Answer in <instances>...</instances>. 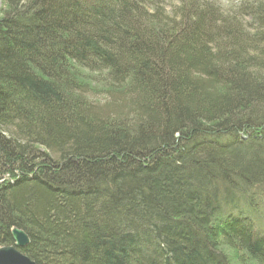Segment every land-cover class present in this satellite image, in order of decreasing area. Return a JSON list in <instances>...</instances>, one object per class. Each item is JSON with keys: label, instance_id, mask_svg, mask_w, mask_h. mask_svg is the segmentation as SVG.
Segmentation results:
<instances>
[{"label": "trees", "instance_id": "obj_1", "mask_svg": "<svg viewBox=\"0 0 264 264\" xmlns=\"http://www.w3.org/2000/svg\"><path fill=\"white\" fill-rule=\"evenodd\" d=\"M154 1L0 0V246L264 264V0Z\"/></svg>", "mask_w": 264, "mask_h": 264}, {"label": "rangeland", "instance_id": "obj_2", "mask_svg": "<svg viewBox=\"0 0 264 264\" xmlns=\"http://www.w3.org/2000/svg\"><path fill=\"white\" fill-rule=\"evenodd\" d=\"M159 1H162L163 4H166L169 7L171 4L177 2V0H159ZM215 1L221 4V6H223L225 10H229L230 8L236 9L241 2V0H215ZM244 20L249 22L250 18L246 17L244 18ZM72 70L74 76L87 86V90L89 91V96L91 98H99L100 101H104L106 94H103L105 92V88H104L105 82H103L104 79L102 77L103 73L100 74L98 72L87 71L86 69L81 68L80 66H76L74 63L72 64ZM228 254L231 259L232 257L235 258L232 259L233 262L231 264H248V263H240L238 261L239 260L238 257L235 255L234 252Z\"/></svg>", "mask_w": 264, "mask_h": 264}, {"label": "water", "instance_id": "obj_3", "mask_svg": "<svg viewBox=\"0 0 264 264\" xmlns=\"http://www.w3.org/2000/svg\"><path fill=\"white\" fill-rule=\"evenodd\" d=\"M13 244L0 246V264H36L22 249L29 244L28 234L17 227L11 230Z\"/></svg>", "mask_w": 264, "mask_h": 264}]
</instances>
